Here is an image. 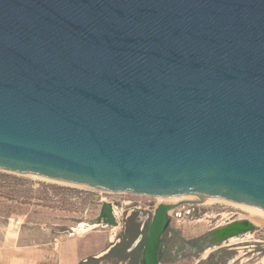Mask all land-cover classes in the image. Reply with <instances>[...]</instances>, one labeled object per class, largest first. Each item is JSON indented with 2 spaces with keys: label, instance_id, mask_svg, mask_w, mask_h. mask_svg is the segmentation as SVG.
Returning <instances> with one entry per match:
<instances>
[{
  "label": "water",
  "instance_id": "water-1",
  "mask_svg": "<svg viewBox=\"0 0 264 264\" xmlns=\"http://www.w3.org/2000/svg\"><path fill=\"white\" fill-rule=\"evenodd\" d=\"M0 172L264 210V0H0ZM196 203L157 206L142 264Z\"/></svg>",
  "mask_w": 264,
  "mask_h": 264
},
{
  "label": "rangeland",
  "instance_id": "rangeland-1",
  "mask_svg": "<svg viewBox=\"0 0 264 264\" xmlns=\"http://www.w3.org/2000/svg\"><path fill=\"white\" fill-rule=\"evenodd\" d=\"M0 173L19 180L15 200L0 198V264H61V258H81L79 264L86 259L88 264H108L101 257L93 258L106 251L118 230L90 224L99 214L100 202L137 200L159 205L151 197ZM242 214L219 200L170 211L160 264H264V227L254 225L233 243L211 251L205 246L209 233L244 220Z\"/></svg>",
  "mask_w": 264,
  "mask_h": 264
},
{
  "label": "flooded vegetation",
  "instance_id": "flooded-vegetation-1",
  "mask_svg": "<svg viewBox=\"0 0 264 264\" xmlns=\"http://www.w3.org/2000/svg\"><path fill=\"white\" fill-rule=\"evenodd\" d=\"M134 196L138 197L136 195ZM104 202L111 205L112 214L116 222L114 226L110 227L117 229L118 232L113 241L107 246V253L101 257L100 261H107L108 264H142L146 235L156 207L153 206L151 201L129 200L127 202H119L115 200H104ZM121 204L125 206L121 207ZM99 206L101 208V204ZM167 230L168 228L160 240L158 250L159 263L163 253L164 237L166 236ZM209 234L204 238L207 241L210 239ZM235 240L236 238H232L226 243H233ZM207 241H204L205 246ZM192 251L193 254L196 253V249H192ZM208 251H205V254Z\"/></svg>",
  "mask_w": 264,
  "mask_h": 264
},
{
  "label": "bare ground",
  "instance_id": "bare-ground-1",
  "mask_svg": "<svg viewBox=\"0 0 264 264\" xmlns=\"http://www.w3.org/2000/svg\"><path fill=\"white\" fill-rule=\"evenodd\" d=\"M47 181L54 182L51 180H47ZM104 192L114 193V192H109V191H104ZM155 199L158 204H161V203L176 204L182 201H191V202H197L199 205H206V204L211 203L213 200H219L223 202V204L225 203L227 205L234 207V209L236 208L240 210V212L243 213L241 217L245 218L246 221L248 220V222H250L251 224L257 227H264V210H261V209H258V208H255L249 205H245L242 203H236V202L226 201V200H222L219 198H212V197H206V198H202L201 200H199L194 196H173V197L160 196V197H155ZM94 226L96 225L94 224ZM88 228H91V226L89 225ZM83 230L85 229H82V231Z\"/></svg>",
  "mask_w": 264,
  "mask_h": 264
},
{
  "label": "trees",
  "instance_id": "trees-1",
  "mask_svg": "<svg viewBox=\"0 0 264 264\" xmlns=\"http://www.w3.org/2000/svg\"><path fill=\"white\" fill-rule=\"evenodd\" d=\"M18 179H12L9 176L0 173V198L6 201H13L18 197L19 191L16 190ZM13 183V185H10ZM89 260H84L80 264H87Z\"/></svg>",
  "mask_w": 264,
  "mask_h": 264
},
{
  "label": "crops",
  "instance_id": "crops-1",
  "mask_svg": "<svg viewBox=\"0 0 264 264\" xmlns=\"http://www.w3.org/2000/svg\"><path fill=\"white\" fill-rule=\"evenodd\" d=\"M81 258H61V264H79ZM160 264V263H159Z\"/></svg>",
  "mask_w": 264,
  "mask_h": 264
}]
</instances>
